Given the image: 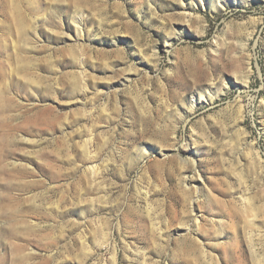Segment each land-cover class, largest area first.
<instances>
[{
    "label": "rangeland",
    "instance_id": "1",
    "mask_svg": "<svg viewBox=\"0 0 264 264\" xmlns=\"http://www.w3.org/2000/svg\"><path fill=\"white\" fill-rule=\"evenodd\" d=\"M0 93V264H264V0H0Z\"/></svg>",
    "mask_w": 264,
    "mask_h": 264
},
{
    "label": "bare ground",
    "instance_id": "2",
    "mask_svg": "<svg viewBox=\"0 0 264 264\" xmlns=\"http://www.w3.org/2000/svg\"><path fill=\"white\" fill-rule=\"evenodd\" d=\"M13 1V0H12ZM34 3V2H33ZM38 9V8H37ZM81 35V29L79 28V30H78V32H77V34H76V36H78V35ZM28 35V34H27ZM2 93H0V110H1V108H3L4 107V103H3V98H2ZM1 105H3V106H1Z\"/></svg>",
    "mask_w": 264,
    "mask_h": 264
}]
</instances>
